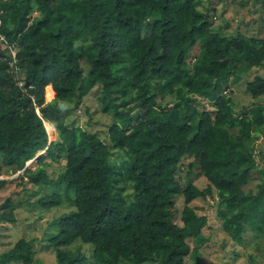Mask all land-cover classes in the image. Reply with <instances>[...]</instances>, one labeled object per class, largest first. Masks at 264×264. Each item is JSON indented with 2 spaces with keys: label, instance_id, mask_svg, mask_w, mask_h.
Segmentation results:
<instances>
[{
  "label": "trees",
  "instance_id": "1",
  "mask_svg": "<svg viewBox=\"0 0 264 264\" xmlns=\"http://www.w3.org/2000/svg\"><path fill=\"white\" fill-rule=\"evenodd\" d=\"M213 14L197 0H0V221L16 219L13 192L34 195L30 207H65L43 239L53 264H87L85 243L94 264H186L209 239L207 215L190 205L199 196L215 198L236 244L248 232L264 235V101L239 113L229 96L264 64V37L214 32ZM95 85L110 114L108 143L64 113ZM246 88L264 95V77ZM195 99L211 101L212 111ZM41 150L50 161L39 155L25 167ZM187 155L204 188L177 179ZM61 158L52 176L47 166ZM53 185L62 191H48ZM32 244L20 237L0 264L30 262Z\"/></svg>",
  "mask_w": 264,
  "mask_h": 264
},
{
  "label": "rangeland",
  "instance_id": "2",
  "mask_svg": "<svg viewBox=\"0 0 264 264\" xmlns=\"http://www.w3.org/2000/svg\"><path fill=\"white\" fill-rule=\"evenodd\" d=\"M197 3L202 9L215 13L210 19L212 31L229 35L240 30L248 35L264 37V19L261 18L264 17V13L261 11L262 0H197ZM149 32L150 27H145L142 31L143 36H147ZM197 50L198 47L190 48L187 57L194 56ZM256 74L264 77V64L243 73L233 86V91L229 93L236 112L240 113L253 104L264 101V95L252 96L246 88L247 81L252 80ZM224 92L228 93V89ZM98 95L99 88L95 85L83 96L78 105L72 104L73 102L66 103L68 109L64 113L69 123L74 126H81L87 131L100 136L108 143L107 131L111 124L110 114L103 111ZM50 99L48 97L47 101H50ZM193 102L200 110L210 109L212 111L211 101L195 99ZM48 124L52 128V131L48 134V140L53 141L57 138V133L52 123L48 122ZM260 140L264 143V136H260ZM39 155H43L44 160L50 161L49 158L45 157V150H41L29 162H26L25 167L34 168L37 166V156ZM194 160L195 158L191 155L184 156L180 161L176 177L182 187L194 183L199 188H204L207 179L200 173L197 160L195 162ZM64 162V158H61L58 162H51L52 165L47 166V170L52 176L56 175L59 166ZM190 162H192V165L189 164ZM259 162L263 161L259 159ZM22 171L23 169L8 175L4 174L1 177L11 179L20 175ZM255 185L256 180H252L246 184L245 188H255ZM46 188L51 192L62 191L61 185L46 186ZM15 189V184L12 183L9 188L2 192L3 197L9 195ZM15 193L12 194L16 204L15 221H0V253L12 247L20 237H25L33 241V259L30 262L13 259L7 264H53L55 261L54 250L47 246L43 239L55 231L49 229V227L46 228L47 221L66 210L65 207L41 210L38 207L27 206L25 202L30 195L26 194L24 196L23 192L20 199L22 202L19 204L17 203V201H20L18 200L19 195ZM34 197V195H31V200ZM214 199L209 195L206 198L199 196L190 203L197 213L207 215L209 223L203 228V232L209 239L201 245L196 257L191 254L185 257L186 264H264V235L255 237L253 232H248L245 238L237 244L230 237H225L221 229V220L215 214ZM178 200L180 205L181 199ZM89 246L92 248L91 244H84V249L89 258L87 264H94ZM70 247L73 248L74 246L70 245Z\"/></svg>",
  "mask_w": 264,
  "mask_h": 264
},
{
  "label": "clouds",
  "instance_id": "3",
  "mask_svg": "<svg viewBox=\"0 0 264 264\" xmlns=\"http://www.w3.org/2000/svg\"><path fill=\"white\" fill-rule=\"evenodd\" d=\"M31 160V159H30ZM29 161V160H28Z\"/></svg>",
  "mask_w": 264,
  "mask_h": 264
}]
</instances>
